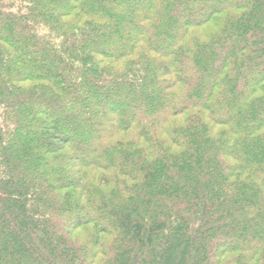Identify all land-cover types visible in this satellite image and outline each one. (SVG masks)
<instances>
[{
  "label": "trees",
  "instance_id": "16d2710c",
  "mask_svg": "<svg viewBox=\"0 0 264 264\" xmlns=\"http://www.w3.org/2000/svg\"><path fill=\"white\" fill-rule=\"evenodd\" d=\"M0 264H264V0H0Z\"/></svg>",
  "mask_w": 264,
  "mask_h": 264
}]
</instances>
